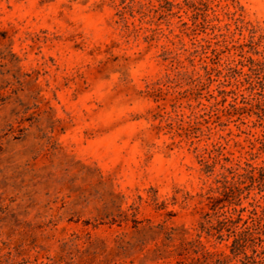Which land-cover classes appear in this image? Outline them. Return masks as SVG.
I'll return each mask as SVG.
<instances>
[{
    "label": "rangeland",
    "instance_id": "obj_1",
    "mask_svg": "<svg viewBox=\"0 0 264 264\" xmlns=\"http://www.w3.org/2000/svg\"><path fill=\"white\" fill-rule=\"evenodd\" d=\"M262 89L264 0H0V264H243L200 225Z\"/></svg>",
    "mask_w": 264,
    "mask_h": 264
},
{
    "label": "trees",
    "instance_id": "obj_2",
    "mask_svg": "<svg viewBox=\"0 0 264 264\" xmlns=\"http://www.w3.org/2000/svg\"><path fill=\"white\" fill-rule=\"evenodd\" d=\"M263 90L260 91L259 95L264 106ZM228 171L231 174L230 179L227 175H222L220 179H216V187H212L211 191L217 192L218 195L210 197L208 210L204 213L207 218H215L216 223L207 220L211 225L206 227L205 223H202L200 225L201 230L210 232L214 229L220 239L223 238L225 231L228 237L233 238L231 250L234 255H243V264H264V245H261V249L258 250L255 244H251L252 253L247 254L245 251L249 242L253 240L251 238L254 230L262 227L261 216L257 208L264 212V206L257 200L250 203L252 209H247L241 205V196L245 190L254 186L259 187L260 191L264 190V165L257 167L247 163L243 168L228 169ZM262 198L264 200V196ZM246 211L249 214L244 218L242 214Z\"/></svg>",
    "mask_w": 264,
    "mask_h": 264
}]
</instances>
